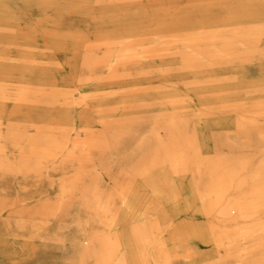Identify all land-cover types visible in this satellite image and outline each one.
Here are the masks:
<instances>
[{
  "label": "rangeland",
  "instance_id": "1",
  "mask_svg": "<svg viewBox=\"0 0 264 264\" xmlns=\"http://www.w3.org/2000/svg\"><path fill=\"white\" fill-rule=\"evenodd\" d=\"M73 1L77 3L76 0H0V21L12 25L7 30H0L5 32L1 36L7 40L1 47L7 48L14 59L13 62L10 57V64L15 66L10 78L12 90L8 88V91L13 93L15 87L32 82L33 71L45 62L50 76L44 83L37 86L32 83L29 88L42 87L43 92L60 99L56 106L66 99L63 97L66 94L70 99H77L82 107L87 106L90 115L79 117L75 114L82 107L74 108L75 116L64 133L54 129L53 134L26 135L15 133L17 130L5 131V127L0 129V141L5 144L4 157L14 163L9 166L6 161L8 166H0V264H77L85 242L80 228L103 225L83 204L92 200L86 190L94 185L100 189L114 186L124 168H145L148 174H153V169L148 166L130 164L136 151L137 141L130 138L134 134L121 135L111 148L117 130L129 128L145 134L151 127L183 118H187L192 126L202 104H218L238 95L243 98L264 95V6L250 3V7H244L246 3L242 0H218L211 6L216 15L204 18L201 15L207 7L186 3V0H176L166 10L130 6L123 12L102 10L109 0H91L95 9L87 11L86 22L77 19L76 23H65L67 16L78 17L87 10L86 2L80 0L81 7L72 8L74 12L67 11ZM115 16L125 17L118 28L112 21L117 18ZM132 19L138 20V25H133ZM166 24L182 25L163 27ZM52 26L59 30L62 26H73L77 28V34L71 39L52 38L43 33V29L49 30ZM253 32L257 35L243 37L249 43L231 44L233 52L220 49L221 54L203 53L200 62L205 66L189 68L181 64V67H174L177 62L172 59V50L195 52L208 41L238 39L236 35ZM55 38H61L63 42L55 41ZM75 49L80 53H75ZM115 50H119L125 59L112 60L109 66L103 63L91 67L78 65L73 79L66 75L69 70L66 61L73 52L80 56L83 51L102 56ZM22 55L28 56L29 62H35L20 64L17 59ZM54 59L65 69L55 71ZM168 60L170 65L160 69ZM87 76L96 79L87 81ZM218 76L220 78L215 79ZM176 105L179 106L174 110ZM231 114L222 107L212 110L211 116ZM31 119L35 122L33 125L27 123L18 130L32 133L33 126L38 124L53 127L60 123L53 111L43 116L32 115ZM208 127H212L209 130L213 135L221 133L219 142L211 143L224 144V133L230 126L209 124ZM227 133L228 141L238 140L232 131ZM34 144L55 148L58 156L47 158L40 169L23 170L17 163L19 152ZM260 155L257 151L255 158ZM102 160L109 163L100 164ZM192 193L185 184L183 197L191 198ZM50 199L56 202L57 208L42 215L41 204ZM260 216L264 218L263 213ZM174 218L176 222L184 220L201 227L210 222L243 229L244 232L234 239L238 241L237 246H248L250 251L246 249L234 254H227L232 247L230 244L216 249L205 235L191 237V242L200 248L198 255L211 258L209 264H264V258L255 263L251 260L257 255L264 256V247L250 249L261 235L260 230L255 229L258 227L256 220H219L215 213L203 212L202 203L194 199L187 210L179 209L174 213ZM105 227L109 229L108 222ZM167 243L171 242L167 240ZM187 246L186 242L182 244L171 264H184L180 254L188 250ZM87 264L94 262L89 259Z\"/></svg>",
  "mask_w": 264,
  "mask_h": 264
},
{
  "label": "bare ground",
  "instance_id": "2",
  "mask_svg": "<svg viewBox=\"0 0 264 264\" xmlns=\"http://www.w3.org/2000/svg\"><path fill=\"white\" fill-rule=\"evenodd\" d=\"M76 1L77 3L72 2L73 5L67 11L81 7V1ZM84 1L87 10L78 17L67 16L65 23H76L77 19L86 22L87 11H92L95 7L91 0ZM216 1L218 0H186V3L207 7L203 10L204 14L201 17L210 18L216 15V12L211 9L212 4H215ZM242 1L246 3L244 7H250V3H255L257 7L264 6V0ZM175 3L176 0H109L108 4L101 9L123 12L133 6L135 9L151 7L154 10H166L168 6ZM238 6L236 8H240ZM115 17L117 18L112 19L116 23L114 25L116 27L123 25L122 21L125 20V17ZM134 21L132 24L138 25V20ZM181 25L166 24L163 27L171 28ZM8 26L12 25L7 21H0V30H7ZM75 29L77 28L73 26H62L59 30L52 26L49 30L43 29V33H48L47 35L52 38L61 36L64 39H71L77 34ZM3 33L5 32L0 31V54L2 55L0 57V129L5 127V131L17 130L18 132H14L26 135L53 134L54 129H60L64 133L70 127L73 116L78 114L82 118L90 117L86 110L87 106L82 107L75 98L70 99L68 95L64 94L63 97L66 99L63 98L59 103L60 106H56L60 99L46 91L43 92L42 87L29 88L32 83L36 86L40 85L38 83H44L46 77L50 76L51 71L46 69L45 62L38 64L39 69L33 71L32 82H25L20 85L21 87H15L16 91L11 93L13 82L10 81V78L15 66L13 63L10 64L12 57L7 48L1 47L3 42L7 41L1 36ZM255 35L257 34L253 32L236 35L239 37L238 39L217 40L216 43L208 41L207 45L198 48L195 52L177 49L172 50L170 54L173 56L172 59L177 62L174 63V67L181 64V66L189 68L202 67L205 66L200 62L203 53L221 54L220 49L225 52H233L231 44L249 43L250 41L243 37ZM61 38L54 40L63 42ZM215 45L219 47L218 50H216L217 47L214 48ZM77 51L75 49L74 52L80 53ZM234 51L235 53L241 52V50ZM74 52L71 58L66 61L69 64V70L66 73L69 79H73L77 75L74 72L78 65L91 67L103 63L109 66L112 60L125 59L119 50L102 56L89 54L86 51H83L84 54L80 56ZM27 58L29 57L22 55L17 61L21 62L20 64L35 62H29ZM169 62L168 60L162 64L160 69L170 65ZM53 64L55 71H58V68L65 69L57 59H54ZM218 78L220 77H215V79ZM80 79L82 78H78V80ZM85 79L88 81L96 78L87 76ZM238 83L242 84V81ZM8 88H10L9 91ZM177 106L179 105L173 109H177ZM76 107L78 109L82 107V109L74 115ZM222 107L224 110L231 111L232 114L211 116L212 110ZM199 108L200 114L193 120L192 126L187 118H183L175 119L156 128L151 127L145 134L140 130L129 128L115 132L114 141L111 140V148L121 135L134 134L130 138L137 141L136 151L134 152L135 158L130 164L148 166L153 169V174H148L145 168H124L121 171V178L114 186L100 189L94 185L86 190L92 200L85 201L86 203L83 204L89 207L96 219L103 225L102 227L83 226L80 228L85 242L82 243L77 264H87L89 259H92L94 264H171L184 242L188 243L186 247L188 250L180 254L184 258V264H209L211 258L198 255L200 248L191 242L192 236H207L216 249L219 246L227 247L230 244L233 248L230 247L227 254L248 249V246H237L238 241L234 239L244 232L241 227L229 228L210 222L201 227L189 221L179 220L176 222L174 213H177L179 209L187 210L192 199L199 200L202 203V211L207 214L215 213L219 220H256L258 227L255 229L260 230L261 235L257 236L254 242L255 246L250 249L264 247V218L260 216L262 213L264 215V95H255L250 98L238 95L224 99L218 104H202ZM50 111H53L54 117L60 122L58 125L49 127L45 124H38L33 126L32 133L18 130L24 124L33 125L35 123L31 119L32 115L43 116ZM19 116L21 118H18ZM209 124L230 126L224 133V144L219 146L217 143H211L214 140L219 142L221 133L213 135L214 133L209 130L212 128L208 127ZM220 127L224 128V126ZM229 130L238 136L239 141H228L227 131ZM241 138L246 141L240 140ZM221 146H225L227 149L224 150ZM4 149L5 144L0 141V166L6 167L8 165L5 164L7 160L3 154ZM257 151L261 153L258 159L255 158ZM19 154L18 166L27 171L40 169L47 158L58 156L55 148L48 149L44 145L36 144L30 146L28 150H20ZM68 157L71 158V154H68ZM7 162L9 166L14 165L9 160ZM108 163L107 160L100 162L103 165ZM185 184L192 189L191 198L183 197L182 191ZM41 208L43 209L40 210L42 215H45L57 208L56 202L51 199L45 200L41 204ZM107 222L109 229H105ZM167 240L171 243H167ZM263 258L264 256L257 255L251 260L252 263H255L262 261Z\"/></svg>",
  "mask_w": 264,
  "mask_h": 264
}]
</instances>
